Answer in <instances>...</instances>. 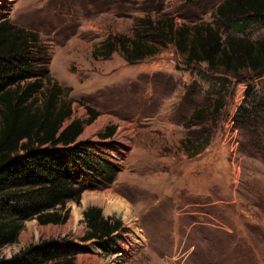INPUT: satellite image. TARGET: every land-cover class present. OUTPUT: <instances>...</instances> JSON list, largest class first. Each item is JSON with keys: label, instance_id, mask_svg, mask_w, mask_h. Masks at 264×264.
Instances as JSON below:
<instances>
[{"label": "rangeland", "instance_id": "rangeland-1", "mask_svg": "<svg viewBox=\"0 0 264 264\" xmlns=\"http://www.w3.org/2000/svg\"><path fill=\"white\" fill-rule=\"evenodd\" d=\"M223 1L0 0V22L38 32L49 48V75L72 100L64 128L94 111L79 141L102 148L120 169L109 187L69 202L66 223L26 221L1 250L5 264L46 241L77 245V264H264V116L236 121L241 107L264 103V77L232 79L221 93L201 78L206 64L187 65L174 47L136 63L119 50L93 56L110 35L131 37L147 14L213 24ZM245 36L264 39V25ZM221 98L217 118L193 119ZM90 207L123 223L117 253L84 242Z\"/></svg>", "mask_w": 264, "mask_h": 264}, {"label": "trees", "instance_id": "trees-1", "mask_svg": "<svg viewBox=\"0 0 264 264\" xmlns=\"http://www.w3.org/2000/svg\"><path fill=\"white\" fill-rule=\"evenodd\" d=\"M213 17V24L179 25L173 17L147 14L136 19L131 37L110 35L93 56L107 58L119 50L136 63L174 47L187 65L206 64L204 72L198 71L201 78L214 82L221 93L232 79L243 83L264 77V39L245 36L252 26L264 25V0H224ZM48 49L38 32L0 22V264H5L1 250L17 242L26 221L66 223L69 202L80 203L86 190L109 187L120 171L109 153L79 141L85 126L96 120L94 111L86 122L77 119L64 128L73 116L72 100L49 75ZM223 106L221 98L197 109L193 119L205 123L217 118ZM239 111L236 121L250 125L254 113L264 116V103ZM115 133L111 128L102 138ZM84 221V242L117 253L121 221L106 218L98 207L88 208ZM79 252L74 243L46 241L7 264H77Z\"/></svg>", "mask_w": 264, "mask_h": 264}, {"label": "bare ground", "instance_id": "bare-ground-1", "mask_svg": "<svg viewBox=\"0 0 264 264\" xmlns=\"http://www.w3.org/2000/svg\"><path fill=\"white\" fill-rule=\"evenodd\" d=\"M10 1H14V0H10ZM123 208V207H122Z\"/></svg>", "mask_w": 264, "mask_h": 264}]
</instances>
